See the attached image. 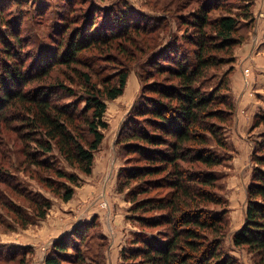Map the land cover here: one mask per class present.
Returning a JSON list of instances; mask_svg holds the SVG:
<instances>
[{"label":"trees","instance_id":"trees-1","mask_svg":"<svg viewBox=\"0 0 264 264\" xmlns=\"http://www.w3.org/2000/svg\"><path fill=\"white\" fill-rule=\"evenodd\" d=\"M220 1L213 0L207 6L202 2L189 18L182 20L193 31L183 37L172 34L171 40L155 49L151 58L145 57L144 46L149 43L145 48L147 53L151 52L156 36L132 35L140 36L142 31L153 33L155 26L161 28L162 18L153 27L143 22L144 18L133 17L135 11L131 7L114 10L116 20L101 27L96 26V16L82 15L81 28L57 38L54 46H48V54L30 51V40L23 35L22 24L13 26L14 21L0 16V135L4 129L21 133L24 162L47 171L48 175L42 176L44 185L66 201L74 192L77 175L42 156L56 148L69 164L84 173L91 172L93 151L103 138L99 126H107L103 119L105 99L112 100L123 92L131 63H148L147 79L154 80L157 72L166 74L145 82L129 107L131 117L120 122L117 139L125 146V153L138 155V163L122 169L119 191L126 190L133 218L148 226L145 235H138L137 247L131 245L121 251L122 264H240L225 248L229 233L226 201L215 190V167L223 157L213 150V146L226 147L221 125L230 122L235 106L225 92V75L212 84L207 81L214 68L232 60L242 18L252 19L255 24L256 17H251L248 3L246 7L234 2L227 6V1ZM99 7L109 10L100 3ZM217 8L223 13L212 18L210 12ZM97 11L98 7L93 15ZM125 36L129 47L121 45L120 49L110 44ZM185 43L191 46L186 48ZM106 44H110L107 51L124 52L120 68L110 78L99 80L101 86L91 81L90 72H83L85 90L78 95V101L65 102V98H76L77 93L62 82L52 81L53 66L79 65L83 51L101 52ZM24 49L27 54L21 57L19 52ZM90 63L84 61L83 67L90 71ZM83 100L85 105L80 109L78 104ZM254 121V126L263 124L264 111ZM129 123L133 125L128 126ZM85 131L92 134L91 138ZM251 150L253 169L245 188L242 226L228 237L233 247L250 252L256 264H264V131L259 139H253ZM2 151L0 143V156ZM2 159L0 182L14 188ZM55 178L62 180L57 182ZM24 196L31 201L32 215L44 218L51 200L39 194ZM6 205L19 219L28 217L24 225L31 222V216L21 215L16 203ZM86 223L73 226L52 241L45 264H64L70 250L75 255L72 264H87L80 251L88 232ZM148 232L155 236L147 239Z\"/></svg>","mask_w":264,"mask_h":264},{"label":"rangeland","instance_id":"rangeland-1","mask_svg":"<svg viewBox=\"0 0 264 264\" xmlns=\"http://www.w3.org/2000/svg\"><path fill=\"white\" fill-rule=\"evenodd\" d=\"M205 1L0 0V16L6 17L10 22L14 21L15 23H11L13 26L18 25V22L22 24L21 30L25 33L23 35L30 40L28 43L30 51L36 53L39 50L43 54H48L46 52L48 46H54L57 38L63 34L66 36L72 33L73 29L81 28L80 17L82 15L85 17L90 13L92 16H96V26L101 27L107 21L116 20L112 14L114 10L125 11L127 7H131L135 11L132 14L133 17L138 15L145 19L143 22L149 23L153 27L158 24L159 20L157 19L162 18L161 28H158V25L155 26L156 29L153 33L142 31L140 36L132 35L134 38H145L147 35L156 36V44L151 52L147 53L145 48L150 46L149 43L148 46L143 43L145 57L151 58L154 56L155 49L163 47L171 40L172 34L183 37L184 33L193 31L191 26L182 20L189 18V15L202 2L207 6L213 0ZM215 1L221 2L220 0ZM223 1H227V6L231 5V2L240 4L241 7L248 3L252 18L258 7V0ZM99 3L107 6L109 10L106 11L107 9L99 7ZM97 7L100 11L93 15ZM235 11L239 12L240 10L235 9ZM222 13L223 10L217 8L210 12V16L213 18ZM258 16L260 18L257 25L252 19L242 18L238 30V41L233 47L230 57L232 60L229 59L214 68L211 71V79L207 81V84H212L221 78L222 74L225 75L228 79L225 92L233 100L235 106L230 122L221 125L226 137V147L213 146V150L223 157L222 162L215 167L218 176L215 190L226 201L228 236L242 226L246 202L242 182L244 181L247 186L251 181L252 141L259 139L260 133L264 131V123L254 126L255 116L264 111V8L258 13ZM75 21H78V24ZM68 22H71V25H68ZM163 23H166V26ZM140 26L147 27L142 24ZM253 38H255V47L253 46L254 50L248 53V45ZM110 44H114L113 46H118L120 49L121 45L129 47L127 36L116 38ZM110 44H106L101 52L83 51L80 57L83 61L79 65L72 63L69 66L64 64L53 66L52 81L62 82L65 86L74 88L77 93L76 98L74 96L65 98V102L71 99L78 101V95L85 90L82 81L83 72H90L91 81L101 86L99 80L110 78L120 68V58L124 52H118L115 49L107 51L106 47ZM188 45L185 43L184 47L188 48ZM19 53L21 57L27 54L26 49ZM122 59L124 60V56ZM84 61L91 62L90 71L87 67H83ZM148 68H150L148 63L132 62L123 92L112 100L105 99L106 112L103 119L107 126H99L103 138L99 147L93 151L91 172L84 173L76 165L69 164L56 148L42 156V158L56 163L62 170L77 175L76 184H73L75 185L74 192L68 201L44 185L42 176L48 175L47 171L27 161L24 162L21 139H19L21 133H16V130L12 129L7 131L4 129L0 135L3 149L0 158H3L2 161L5 164L3 168L7 169L5 172H8L12 179L11 187L14 188H7L0 182V251L3 250L2 253L0 252V264H45V257L51 253L52 241H55L61 234L69 232L73 226L86 222L88 232L80 246V251L87 264H98L96 262L122 264L121 251L130 248L131 245L134 247L139 245L136 242L137 237L140 233L145 235L144 232L148 230V226L139 224L133 218V213L129 211L131 201L129 202L126 198V190L119 191L120 182L123 179L120 176L122 169L138 163V155L134 152L125 153V146L122 147L117 135L120 130V122L131 117L129 107L135 102L137 92L141 93L145 82L150 83L155 78H162L166 75L157 72L154 80L147 79ZM243 84L244 91L240 93L239 90ZM84 103L83 100L78 104V107L82 109ZM235 122H238L237 126ZM131 125L133 124L129 123L128 126ZM85 134L89 138L92 136L88 131H85ZM246 163H248V167L245 166ZM55 180L61 182L62 179L55 178ZM28 194L32 196L39 194L51 200V207L47 210L44 218L37 219L32 215L31 201L24 196ZM4 202L6 204L16 203L21 208V215L31 216V222L24 225V220L28 217L19 219ZM12 208L14 209L13 206ZM153 235L148 232L147 239ZM228 236L225 241L227 252L235 257L240 264H256V258L244 249L233 247ZM69 252V260L64 264H72V260L75 259L74 251L70 250Z\"/></svg>","mask_w":264,"mask_h":264},{"label":"crops","instance_id":"crops-1","mask_svg":"<svg viewBox=\"0 0 264 264\" xmlns=\"http://www.w3.org/2000/svg\"><path fill=\"white\" fill-rule=\"evenodd\" d=\"M257 3H258V7H257V11H256V14H255V16L254 17H256V20H255V24L257 25L258 24V22H259V16H258V13L264 8V0H258L257 1ZM255 47V38H253V39H251V43L248 45V50H249V52L248 53H251L253 50H254V47ZM240 70L242 71V69H241V67H240ZM243 88H244V84L241 86V89L239 90V92L240 93H243L242 91H244L243 90ZM239 93V94H240ZM235 125L237 126L238 125V122H235ZM237 128V127H236ZM244 165V164H243ZM245 166L246 167H248L249 165H248V163H246L245 164ZM244 166V167H245ZM106 169V168H105ZM242 188H243V190H245V188H246V183L243 181L242 182ZM245 197H246V195H245ZM240 228V227H239Z\"/></svg>","mask_w":264,"mask_h":264}]
</instances>
